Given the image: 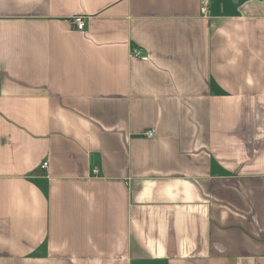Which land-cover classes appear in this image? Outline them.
Wrapping results in <instances>:
<instances>
[{
  "label": "crops",
  "instance_id": "obj_1",
  "mask_svg": "<svg viewBox=\"0 0 264 264\" xmlns=\"http://www.w3.org/2000/svg\"><path fill=\"white\" fill-rule=\"evenodd\" d=\"M203 1L0 0V264H264V0Z\"/></svg>",
  "mask_w": 264,
  "mask_h": 264
},
{
  "label": "built area",
  "instance_id": "obj_2",
  "mask_svg": "<svg viewBox=\"0 0 264 264\" xmlns=\"http://www.w3.org/2000/svg\"><path fill=\"white\" fill-rule=\"evenodd\" d=\"M206 5H207V1L204 0L203 1V9L205 10L206 9ZM74 22H75V26H76V29L78 31H81L83 32L86 28V18L84 16H77L75 19H74ZM133 57L135 58H141L143 60H146L147 57L145 55L142 54L141 50H138V49H134L133 50ZM146 135L148 137H153L154 136V131L153 130H149L146 132ZM47 163H44L42 168H46L47 167Z\"/></svg>",
  "mask_w": 264,
  "mask_h": 264
}]
</instances>
